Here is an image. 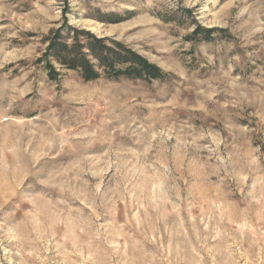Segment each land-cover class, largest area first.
I'll list each match as a JSON object with an SVG mask.
<instances>
[{
  "label": "rangeland",
  "instance_id": "obj_1",
  "mask_svg": "<svg viewBox=\"0 0 264 264\" xmlns=\"http://www.w3.org/2000/svg\"><path fill=\"white\" fill-rule=\"evenodd\" d=\"M0 264H264V0H0Z\"/></svg>",
  "mask_w": 264,
  "mask_h": 264
},
{
  "label": "trees",
  "instance_id": "obj_2",
  "mask_svg": "<svg viewBox=\"0 0 264 264\" xmlns=\"http://www.w3.org/2000/svg\"><path fill=\"white\" fill-rule=\"evenodd\" d=\"M101 40H97L96 42L99 45V52L103 50L104 46L100 44ZM108 50V55H111V49L106 48ZM60 50L54 51L57 53ZM114 54L113 58L103 57L100 53L95 55L99 62L103 61L105 64L115 69V63H130L124 69H117L115 72L117 74H122L124 76H135V77H159L162 75V70L157 66L150 64L146 59H143L136 53H132L129 49H124V52L112 51ZM102 53V52H101ZM71 67L78 68L81 70V74L85 80L97 79L100 76V72L97 68L94 67L93 63H91L85 54L81 52L72 53ZM97 69V70H96Z\"/></svg>",
  "mask_w": 264,
  "mask_h": 264
}]
</instances>
